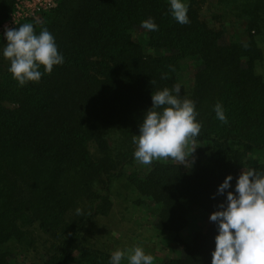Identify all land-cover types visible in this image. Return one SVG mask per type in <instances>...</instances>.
I'll list each match as a JSON object with an SVG mask.
<instances>
[{"label":"trees","instance_id":"16d2710c","mask_svg":"<svg viewBox=\"0 0 264 264\" xmlns=\"http://www.w3.org/2000/svg\"><path fill=\"white\" fill-rule=\"evenodd\" d=\"M205 1L222 27L201 17ZM15 2L0 0V25ZM182 2L185 25L169 0H57L20 19L13 28L46 27L64 56L23 87L8 71L0 34V264H109V231L93 226L115 202L145 208L151 231L171 234L177 252L153 264H212L211 214L235 191L245 160L264 172V0ZM148 18L158 31L141 27ZM136 31H145L142 40ZM187 58L197 59L189 86L178 80ZM177 82L202 125L197 148L188 165H139L133 136L152 93ZM230 174L231 187L217 194Z\"/></svg>","mask_w":264,"mask_h":264},{"label":"clouds","instance_id":"9594fccd","mask_svg":"<svg viewBox=\"0 0 264 264\" xmlns=\"http://www.w3.org/2000/svg\"><path fill=\"white\" fill-rule=\"evenodd\" d=\"M169 3L173 19L181 25L190 23L186 3L182 0H169ZM141 27L147 31L159 30L152 18L143 20ZM4 36L7 43L3 56L10 61L8 71L21 87L29 82L38 83L45 73H52L55 65L64 63L55 37L46 27L36 34L33 24L5 26ZM41 66L43 72L39 70ZM180 92L179 82L172 89L153 91L152 106L145 112L139 134L133 136L137 162L151 165L153 160L171 159L179 165H188L186 161L197 148L196 138L202 125L196 119L195 102L181 98ZM214 111L219 121L228 123L222 103H216ZM232 180L233 176L228 175L217 194L223 195ZM218 208L210 216V221L218 226L212 264H264V172L244 168L235 191H227L226 201ZM125 258L128 264H153L154 260L151 254L135 246L127 251H113L109 264H122Z\"/></svg>","mask_w":264,"mask_h":264},{"label":"rangeland","instance_id":"374dc122","mask_svg":"<svg viewBox=\"0 0 264 264\" xmlns=\"http://www.w3.org/2000/svg\"><path fill=\"white\" fill-rule=\"evenodd\" d=\"M214 1V0H212ZM200 15L213 22L215 25H219V19L212 18L215 15V6L206 5V1L201 3ZM211 14V17H210ZM222 27V26H221ZM226 35L230 33L228 26L224 29ZM138 39H143L145 31H136L134 34ZM227 38V37H226ZM197 66L196 58H187L183 61L181 70L178 75V80L186 83V86H189L191 83L192 74ZM257 70L264 74V55L262 60L257 65ZM254 157V156H253ZM260 156L259 158H261ZM171 160V159H168ZM251 159L244 161L245 164L242 166V170L247 168V163ZM139 165H142L139 163ZM120 202H115L114 207L112 208L109 215L98 219L94 223V228L97 233L100 234L107 233L108 240L112 250H125L127 251L130 248L135 246H140L145 254H151L154 257V260H161L168 256L175 254L176 245L171 240V234L169 233H154L149 227V221L147 219V210L140 207H129L124 208ZM190 233V228H186L182 234L187 236ZM20 258L23 259V255H20ZM25 260V258H24Z\"/></svg>","mask_w":264,"mask_h":264},{"label":"built area","instance_id":"2783aa9c","mask_svg":"<svg viewBox=\"0 0 264 264\" xmlns=\"http://www.w3.org/2000/svg\"><path fill=\"white\" fill-rule=\"evenodd\" d=\"M57 0H16L9 17L0 25V34L4 35L5 26L13 27L24 17L38 18L43 10L54 6Z\"/></svg>","mask_w":264,"mask_h":264}]
</instances>
